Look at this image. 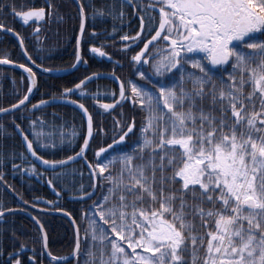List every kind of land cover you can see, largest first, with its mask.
Returning <instances> with one entry per match:
<instances>
[{"label":"snow or ice","instance_id":"snow-or-ice-1","mask_svg":"<svg viewBox=\"0 0 264 264\" xmlns=\"http://www.w3.org/2000/svg\"><path fill=\"white\" fill-rule=\"evenodd\" d=\"M75 3L80 35L71 68L88 64L80 53L87 21L110 16L114 21L111 33L87 35L90 40H114L119 31L115 21L123 24L124 8L131 7L138 30L120 36L123 46L118 51L130 57L136 78L121 80L115 71L105 77L119 83L118 98L116 92L109 93L112 103H101L98 92L87 90L101 73L86 75L74 87L65 88L61 99L83 118L80 129L73 127L66 136L63 124L53 121L48 125L51 130L45 132L46 122L32 119L34 111L50 106L57 97L31 104L36 73L24 63L16 65L28 74L30 86L17 103L0 107V116H13L12 126L25 152L40 161L45 171L50 170L51 178L39 172L24 152L14 150L0 149V169L11 163L14 174L27 172L45 180L57 200L44 203L58 211L60 192L54 182L67 181L62 190L72 193L71 199L81 204L92 201L81 213L83 235L81 226L71 220L75 264H264V0H113L102 8H96L93 0ZM6 9L7 15L20 18L23 24L37 25L32 35L38 52L43 50L42 25L54 17L62 20L52 0L28 10L22 5L18 10L13 0L0 5V18ZM0 31L17 37L32 65L52 71L36 64L24 38L11 27L0 23ZM104 46H93L90 52L106 57L114 68L122 67L107 56ZM12 63L0 58V65ZM82 100L95 101L109 115L131 101L134 116L126 120L121 111L120 119L113 117L110 127L94 125ZM17 119L28 121L27 127L16 123ZM5 134L11 135L0 123V137ZM78 139L82 144L75 151ZM69 149L74 154L61 159L38 154L43 150L54 156ZM25 161L29 166L22 168ZM74 164L87 168V184L83 168H72ZM0 185L10 189L2 170ZM19 199L29 204L22 196ZM38 200L31 206L36 207ZM16 211L0 203V235L6 215ZM33 220L40 223L36 217ZM42 243L46 250V233ZM24 248L21 244L18 251L9 253L4 264H21L18 257ZM32 251L29 260L36 264V250ZM47 255L50 264L69 260L51 252Z\"/></svg>","mask_w":264,"mask_h":264},{"label":"trees","instance_id":"trees-1","mask_svg":"<svg viewBox=\"0 0 264 264\" xmlns=\"http://www.w3.org/2000/svg\"><path fill=\"white\" fill-rule=\"evenodd\" d=\"M56 5L58 15L62 17L61 21H57L54 17L51 23L43 24L41 27V39L42 44L40 47L42 51H37V42L33 37V29L37 26L36 24L29 22V24H23L22 20L6 14L4 18H0V23L6 24L7 27H11L13 32L18 33L20 37L24 38L25 48L28 53L32 56V59L36 61V64H40L41 68H49L53 71H62L69 69L75 61V42L77 33L79 30V19L78 11L71 0H52ZM13 3V0H0V5H7ZM16 5L19 7L22 5L24 10H28L30 7L44 6V0H15ZM113 0H93V4L96 8L106 7L111 5ZM118 5V4H117ZM91 11L90 9L88 10ZM124 13L127 14V9L124 8ZM129 19L128 15H125L124 22ZM119 24L121 22L119 21ZM104 25H108L110 30L113 28V19L110 16H104L102 18H96L95 22L89 19L86 23V35L83 37L80 45V53L83 59L88 61L87 65L80 64L78 69L72 72L48 75L34 71L36 73V87L31 97V103L40 101V99H48L53 96L58 97L65 88H70L78 83L80 79H83L86 75H90L97 72H109L115 71L116 75L121 80L135 79L133 76L132 66L129 64L130 57L124 56L123 53L118 50L123 46L118 39L122 35L119 32L115 39H108L109 44L107 46H113L109 50L103 49L108 56H111L113 60L120 61L122 67H113V63L105 58H99L95 55L89 54L90 46L95 44H101V40H90L87 34L91 33V30L101 28ZM107 41V40H104ZM103 41V42H104ZM118 45L116 48L115 46ZM108 49V48H107ZM7 57L14 63H24L28 66L23 54L21 53L16 41L3 33L0 32V58ZM101 77L100 79L94 80L89 83L87 90L91 93H99L100 102H113L112 97L109 95L111 92H116L118 97V83L111 79ZM28 79L24 72L18 69L5 67L0 65V107L6 108L11 104L18 102V97L22 98L27 92ZM73 99H77V96H72ZM85 106L89 108L94 118V125L103 123L106 127H110L112 124L113 117L120 119L118 113L121 111L124 114L126 120H131L134 116L133 106L131 101L123 103L122 109L118 106L111 115L103 113L102 109L95 104L92 100H82ZM95 105V106H94ZM30 108V107H29ZM98 112L103 115H97ZM53 113L56 115L53 116ZM27 115V113H25ZM16 115H19L17 113ZM37 117L43 119L46 122L44 131H50L48 127L53 121L56 125L63 124V130L66 136L67 133L72 132L73 127L77 130L83 122V118L80 112L73 106L66 104L51 105L32 113V119L35 120ZM13 116H1L0 123H3L7 133L0 137V149L5 152L15 151L17 153L24 152L21 143L18 139L15 129L12 126ZM137 124H139L140 116H135ZM16 123L21 124L22 127H27L28 121L21 122L19 119ZM39 131L40 129L37 128ZM67 132V133H66ZM32 138L31 136L29 137ZM110 142V141H109ZM82 144V140H77L75 151L79 150V145ZM97 143H92L93 149H98ZM25 154V153H24ZM39 155H43L45 159H61L67 155L73 154L72 150L57 151L53 156L50 152L39 151ZM89 158H92V152L87 153ZM16 164H21L20 159L15 160ZM28 161L22 164V168L28 167ZM72 168H83V182L87 184L88 174L87 168L83 167L82 164H74ZM5 174V180L10 189L18 196H22L24 200L29 201L31 205L34 199L39 198L36 207L42 210L58 211L56 208L44 203V201H56L57 197L52 191L45 180L39 179L37 176H29L27 172H16L12 171L11 163H7L5 167L0 169ZM39 172H43L46 178H51V171H45L37 168ZM80 179L79 176L76 177ZM57 192H60L59 197V208L61 211L68 213L73 220L76 221V225L81 226V235H83L84 222L81 221V213L86 210L88 204L92 201L89 200L87 203L81 204L70 196L72 193L63 191L64 187L68 186L67 181L55 183L53 185ZM79 187V184H77ZM0 203L5 208H21L26 209L32 216L39 220L40 224L43 225V229L48 237V252L57 257H66L70 255L74 249L75 239L73 229L69 223V220L59 213H45L43 211L31 210L23 207L16 199H14L9 193H7L0 186ZM3 234L0 235V251H3V255L0 256V264H4L8 259V254L20 249V245H25V248L20 252L19 259L21 264H32L29 260L33 257V249L36 250L34 259L36 264H50L49 259L43 254L41 257L40 253L43 250L42 237L33 223L31 217L23 212H16L15 215H6L5 222L3 224ZM15 233L13 238L12 233ZM62 264H75V259H71Z\"/></svg>","mask_w":264,"mask_h":264},{"label":"water","instance_id":"water-1","mask_svg":"<svg viewBox=\"0 0 264 264\" xmlns=\"http://www.w3.org/2000/svg\"><path fill=\"white\" fill-rule=\"evenodd\" d=\"M73 1V3L76 5V3H75V0H72ZM76 7H77V5H76ZM18 19H20V18H18ZM1 33H3V34H5V35H8V36H10V37H12L15 41H16V43L18 44V46H19V40L17 39V37L15 36V35H13L12 33H8V34H6V33H4L3 31H0ZM13 33H15V32H13ZM80 35V33H79V30H78V34H77V37ZM77 39V38H76ZM19 49H20V51H21V53L23 54V50L20 48V46H19ZM24 56V55H23ZM25 58V57H24ZM25 60H26V58H25ZM26 62H27V64H28V67H32V69L34 70V71H37V72H40V73H44V74H48V75H55V74H63V73H68V72H72L73 70H75V69H72L71 67L69 68V69H66V70H63V71H58V72H52V71H50V72H43V71H41V69H39V68H36L34 65H32L31 64V62L30 61H27L26 60ZM16 65H18V63H12V64H9V65H1V66H5V67H10V68H14V69H18V70H21V71H23V69H21V68H19V67H17ZM24 72V71H23ZM102 75L101 76H107V75H110L111 73H109V74H107V73H101ZM92 75V74H91ZM79 83V82H78ZM118 83V82H117ZM118 86H119V83H118ZM74 87V86H73ZM35 89V88H34ZM34 89H33V91H34ZM118 98V97H117ZM45 100H50L51 101V98H49V99H45ZM39 102V101H38ZM38 102H36V103H34V104H37ZM17 103V102H16ZM112 103V102H111ZM57 104H66V105H70V106H73V105H71L70 103H65L64 101H63V99H61V98H57L54 102H52L51 104H50V106L51 105H57ZM10 107V106H9ZM9 107H6V108H9ZM74 107V106H73ZM75 108V107H74ZM77 109V108H76ZM78 110V109H77ZM79 111V110H78ZM1 117V116H0ZM18 135V134H17ZM18 137H19V139H20V141H21V143H22V140H21V137L18 135ZM22 145H23V143H22ZM23 148H24V146H23ZM25 150V149H24ZM79 151V150H78ZM26 153V155L28 156V158L33 162V163H35L39 168H41V169H43V170H45V166L43 165V164H41V162L40 161H38V160H35L34 158H32L31 156H30V154H28L27 152H25ZM74 154V153H73ZM72 155V154H71ZM50 171V170H49ZM7 193H9L14 199H16L23 207H25V208H27V209H33V210H36V211H43V212H45V213H59V214H63L64 215V213H66V212H64V211H61V210H59V211H52V210H42V209H40V208H37V207H32L30 204H28V205H25V204H22L21 203V201H20V199H19V197L12 191V190H10L9 188H6L5 186H3V185H0ZM13 209H16L17 211L16 212H23V213H26V214H28L30 217H31V219L33 220V217L34 216H32L26 209H21V208H13ZM65 216V215H64ZM68 220H69V223H70V225H71V227H72V229H73V233H74V239H75V242H76V236H75V226L71 223V220H73L72 218H71V216L70 215H68V216H65ZM33 223L36 225V227H37V229L39 230V232H40V234H41V237H43V234L45 233V231H44V229H43V232H41L40 231V223L39 224H37L36 223V221L35 220H33ZM74 248H75V245H74ZM74 250V249H73ZM44 251V255L49 259V261H50V257L47 255V253H48V249H46V250H43ZM73 251H72V253L70 254V255H68V256H66V257H68L69 258V260H71V259H73ZM68 260V261H69Z\"/></svg>","mask_w":264,"mask_h":264},{"label":"flooded vegetation","instance_id":"flooded-vegetation-1","mask_svg":"<svg viewBox=\"0 0 264 264\" xmlns=\"http://www.w3.org/2000/svg\"><path fill=\"white\" fill-rule=\"evenodd\" d=\"M72 1V0H71ZM73 2V1H72ZM75 5V4H74ZM75 7H76V5H75ZM117 8H119V5H117ZM76 9H77V7H76ZM125 9H127V14L125 13V15H128L129 16V19H128V21L127 22H125V23H123L122 25H120L119 24V20H117V21H115V26H116V28L119 30L117 33H116V35H115V37L117 36V34L119 33V32H122V35L125 33V32H130L131 34H135V31H133V29H135V30H138V18H136L135 16H134V13H133V9L131 8V7H125ZM77 11H78V9H77ZM78 13V12H77ZM99 17V16H98ZM97 17V18H98ZM99 18H102V17H99ZM21 20V19H20ZM113 24H114V21H113ZM112 30H113V28H112ZM112 30H110V28L108 27V25H104V26H102L101 28H98L97 27V29H95V30H91V33L92 32H96V33H103V34H107V33H111L112 32ZM78 34V33H77ZM77 38V37H76ZM108 39H112L111 37H109ZM107 39V41H104V39H98V40H101V44H104L105 46L103 47V49H106V50H109V48H112L113 46H107L108 44H109V40ZM116 40H117V42H118V40H120V38L118 39V36H117V38H116ZM104 41V42H103ZM101 44H95V45H92V46H90V48L91 47H93V46H95V47H100L101 46ZM115 46H116V48L118 47V45H116V42H115ZM75 48H76V42H75ZM108 48V49H107ZM102 49V50H103ZM89 54H92L91 52H90V50H89ZM134 54V53H133ZM92 55H94V54H92ZM108 56V55H107ZM105 59H107L106 57H105ZM108 60V59H107ZM113 60V59H112ZM113 61H115V60H113ZM97 73H106V72H97ZM109 73H112V71H109V72H107V74H109ZM91 75V74H90ZM108 76V75H107ZM101 77H103V76H101ZM35 90V89H34ZM34 92V91H33ZM32 97V96H31ZM52 98V97H51ZM57 98H61L60 96H58ZM72 98V97H71ZM49 99V98H48ZM73 99V98H72ZM38 102V101H37ZM34 103H36V102H34ZM34 103H31V104H34ZM102 103H111V102H102ZM31 104H29V106L28 107H30L31 108ZM18 136V135H17ZM18 139H19V137H18ZM19 141H20V139H19ZM20 143H21V141H20ZM21 146H22V148H23V145H22V143H21ZM23 150H24V148H23ZM24 153H25V150H24ZM25 155H26V153H25ZM27 156V155H26ZM28 160L29 161H31L29 158H28ZM32 162V161H31ZM33 163V162H32ZM35 164V163H34ZM36 165V164H35ZM36 167L37 168H39L37 165H36ZM39 169H41V168H39ZM41 170H43V169H41ZM19 208V207H18Z\"/></svg>","mask_w":264,"mask_h":264},{"label":"rangeland","instance_id":"rangeland-1","mask_svg":"<svg viewBox=\"0 0 264 264\" xmlns=\"http://www.w3.org/2000/svg\"><path fill=\"white\" fill-rule=\"evenodd\" d=\"M67 133V132H66ZM68 135H70V133H67Z\"/></svg>","mask_w":264,"mask_h":264}]
</instances>
